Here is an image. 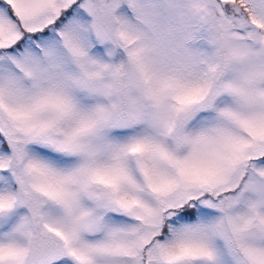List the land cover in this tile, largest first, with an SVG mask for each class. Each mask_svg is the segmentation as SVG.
Returning a JSON list of instances; mask_svg holds the SVG:
<instances>
[{"label":"snow or ice","instance_id":"1","mask_svg":"<svg viewBox=\"0 0 264 264\" xmlns=\"http://www.w3.org/2000/svg\"><path fill=\"white\" fill-rule=\"evenodd\" d=\"M0 264H264V0H0Z\"/></svg>","mask_w":264,"mask_h":264}]
</instances>
